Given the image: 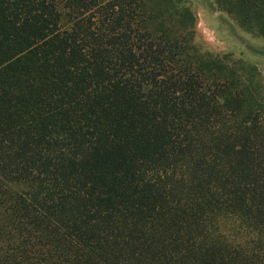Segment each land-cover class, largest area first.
<instances>
[{"label": "trees", "instance_id": "16d2710c", "mask_svg": "<svg viewBox=\"0 0 264 264\" xmlns=\"http://www.w3.org/2000/svg\"><path fill=\"white\" fill-rule=\"evenodd\" d=\"M264 37V0H212ZM186 0H0V264H264V85Z\"/></svg>", "mask_w": 264, "mask_h": 264}, {"label": "rangeland", "instance_id": "374dc122", "mask_svg": "<svg viewBox=\"0 0 264 264\" xmlns=\"http://www.w3.org/2000/svg\"><path fill=\"white\" fill-rule=\"evenodd\" d=\"M186 4L195 18V43L207 52L243 63L264 85V37L219 11L212 0H186Z\"/></svg>", "mask_w": 264, "mask_h": 264}]
</instances>
